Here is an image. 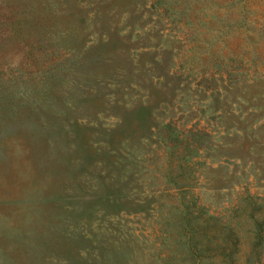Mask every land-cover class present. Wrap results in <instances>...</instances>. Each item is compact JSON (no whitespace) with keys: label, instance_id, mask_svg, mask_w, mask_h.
I'll use <instances>...</instances> for the list:
<instances>
[{"label":"rangeland","instance_id":"1","mask_svg":"<svg viewBox=\"0 0 264 264\" xmlns=\"http://www.w3.org/2000/svg\"><path fill=\"white\" fill-rule=\"evenodd\" d=\"M251 216L264 0H0V264H243Z\"/></svg>","mask_w":264,"mask_h":264},{"label":"trees","instance_id":"2","mask_svg":"<svg viewBox=\"0 0 264 264\" xmlns=\"http://www.w3.org/2000/svg\"><path fill=\"white\" fill-rule=\"evenodd\" d=\"M251 220H253L254 225L249 228V232L252 234V242H251V250L246 254L244 258L243 264H257L259 263V260L255 261L253 257L254 251L257 249V247H260L264 243V218L262 220L258 218H253L251 216ZM196 244H191L188 248V256L189 260L193 261L192 264H237L236 260L232 258L231 252H221V260L219 262H215L213 260L204 261L202 256H200V260H195L194 254H195ZM254 262V263H253Z\"/></svg>","mask_w":264,"mask_h":264}]
</instances>
